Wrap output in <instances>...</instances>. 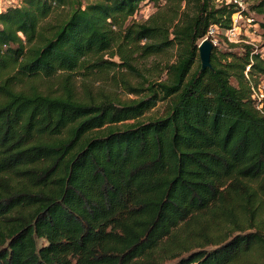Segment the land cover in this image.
I'll return each mask as SVG.
<instances>
[{
	"label": "trees",
	"instance_id": "trees-1",
	"mask_svg": "<svg viewBox=\"0 0 264 264\" xmlns=\"http://www.w3.org/2000/svg\"><path fill=\"white\" fill-rule=\"evenodd\" d=\"M145 2L155 11L134 21ZM249 9L264 34V0ZM246 10L216 0L0 9V264H165L170 254L169 264H264V106L253 97L264 59L248 43L213 45L201 71L198 53L211 28L226 36ZM171 48L163 79L128 87L136 98L84 101L69 87L74 73L111 69L105 55L134 70L129 52ZM52 79L61 93L36 85ZM158 103V116L139 120ZM193 224L213 233L187 247L179 235Z\"/></svg>",
	"mask_w": 264,
	"mask_h": 264
},
{
	"label": "rangeland",
	"instance_id": "rangeland-1",
	"mask_svg": "<svg viewBox=\"0 0 264 264\" xmlns=\"http://www.w3.org/2000/svg\"><path fill=\"white\" fill-rule=\"evenodd\" d=\"M18 0H0V9L6 7L11 3H16ZM246 2L247 10L242 19L238 20L237 27L234 31V36L231 40H228L227 36L221 31H217L214 34L213 44L218 50H226L230 48V44L248 43L255 47L256 51L260 52L264 59V34L260 28V22L262 21V14H258L249 9V5L257 3L259 0H244ZM155 11V7L152 2H145L140 5V8L133 16V20L137 22L144 21L150 14ZM142 43L149 44V41H143ZM141 43V44H142ZM115 51V50H113ZM131 55L130 62L133 65L134 70H129L123 65V58L115 54L114 56L105 55L104 59H107L111 63V69L106 72L94 71L92 74L83 75L81 72L74 73L69 81V87L72 94L84 101L94 100L100 101L106 97L111 99L127 100L136 98L137 96L129 90L128 87H144L148 81H157V79H163L165 74L162 73L163 67L174 59L175 50L173 48L165 50L163 52L144 55L142 52L137 51L135 53H128ZM199 61H195V66ZM160 77V78H159ZM259 88L256 89L257 96L264 106V77H260ZM38 88L61 93L62 81L59 79H52L50 81H38L36 83ZM161 113V105L158 103L154 108L146 112L139 120H146L150 117H156ZM127 122H132L129 120ZM264 221V217L262 218ZM261 216L259 223L261 224ZM213 231L209 228L200 231L197 225L193 224L192 231L186 233L181 232L179 238L181 241H185L187 247H193L195 245H204V235L211 236ZM183 246V247H184ZM208 248V247H207ZM184 253L183 248L179 249ZM171 254L165 259V264L171 263ZM172 260V261H171Z\"/></svg>",
	"mask_w": 264,
	"mask_h": 264
},
{
	"label": "built area",
	"instance_id": "built-area-1",
	"mask_svg": "<svg viewBox=\"0 0 264 264\" xmlns=\"http://www.w3.org/2000/svg\"><path fill=\"white\" fill-rule=\"evenodd\" d=\"M217 2L221 3V2H230V3H233L234 5H237L240 9L242 10H246V2L244 0H216ZM245 15V14H244ZM243 14H241L240 12L239 13H235L233 15V24L231 26V28H229L227 31H226V36L228 38V40H231L232 37L234 36V31L237 27V23H238V20L239 19H242V17L244 16ZM214 34H215V30L214 28H211L207 34V36L205 38H203L202 40H205V39H209V37L213 38L214 37ZM212 44H213V39H212ZM214 45V44H213ZM248 69V67H247ZM253 97L255 98V104H256V107L257 108H261L263 107V103L260 101V98L257 96V93L256 91L254 92L253 94Z\"/></svg>",
	"mask_w": 264,
	"mask_h": 264
},
{
	"label": "water",
	"instance_id": "water-1",
	"mask_svg": "<svg viewBox=\"0 0 264 264\" xmlns=\"http://www.w3.org/2000/svg\"><path fill=\"white\" fill-rule=\"evenodd\" d=\"M213 49L212 42L207 38L201 40L198 44V53L200 60V70L204 71L207 68H211V53Z\"/></svg>",
	"mask_w": 264,
	"mask_h": 264
},
{
	"label": "crops",
	"instance_id": "crops-1",
	"mask_svg": "<svg viewBox=\"0 0 264 264\" xmlns=\"http://www.w3.org/2000/svg\"><path fill=\"white\" fill-rule=\"evenodd\" d=\"M17 3V2H16Z\"/></svg>",
	"mask_w": 264,
	"mask_h": 264
}]
</instances>
